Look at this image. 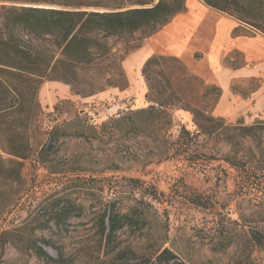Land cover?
<instances>
[{
  "label": "rangeland",
  "instance_id": "1",
  "mask_svg": "<svg viewBox=\"0 0 264 264\" xmlns=\"http://www.w3.org/2000/svg\"><path fill=\"white\" fill-rule=\"evenodd\" d=\"M147 1L0 0V8L80 6L93 11L117 6L139 8L138 4ZM189 1H185L184 12L187 4L192 5ZM188 15L186 19L192 21L196 13ZM145 39L143 34H136L126 44L108 40L113 59L87 74L98 82V91L75 95L62 82L43 81L35 100L26 105L34 108L37 103L39 113L33 109L23 125L16 123L18 128L5 135L3 128L10 120L0 124V264H55L38 259L34 244L60 264H157L156 256L165 249L183 264H264V189L250 184L247 174L225 163L233 150L224 137L205 142L199 138L203 145L200 153L207 156L193 165L182 158L161 161L160 142L143 134L123 132L103 137L100 132L94 139V132L88 129L98 132L118 115L149 105L142 75L148 59L141 65L131 61L123 64ZM202 47L205 50L207 45ZM204 55L196 52L190 59L203 62ZM230 58L240 60L231 54L226 65ZM176 59L198 80L189 85L184 104L195 111L206 106L215 117V94L210 92L215 85L195 74L184 60ZM202 66L198 69L206 75L208 70ZM147 75L152 84L164 85V79L169 78L173 87L185 88L182 82L176 84L180 71L173 63L154 65ZM129 77L144 81L146 91L141 101L131 90ZM258 86V80H250L236 83L234 88L243 94ZM127 89L131 92L124 97ZM172 118L171 141L177 139L181 128L196 134L190 112L174 110ZM77 132L86 138L76 137ZM8 138L29 143L27 160L3 152V142ZM242 144L244 148L251 146ZM253 163L257 171L249 175L263 181L264 155H256ZM110 203H115L121 213L134 206L145 214V220L118 231L105 246L99 236V219Z\"/></svg>",
  "mask_w": 264,
  "mask_h": 264
},
{
  "label": "trees",
  "instance_id": "2",
  "mask_svg": "<svg viewBox=\"0 0 264 264\" xmlns=\"http://www.w3.org/2000/svg\"><path fill=\"white\" fill-rule=\"evenodd\" d=\"M185 1L148 0L138 4L139 8L117 6L93 11L69 5L72 8H0V124L3 122L4 126L10 120V124L3 128V135L13 131L15 127L18 128L16 123L23 125L33 109L39 113L37 103L34 108L26 105L35 100V92L43 81L62 82L70 86L75 95L98 91V82L87 77V74L94 67L113 59V48L108 40H123L126 44L136 34H143L144 39L150 37L173 17L184 12ZM199 1L241 24L242 27L233 31L235 36H251L254 33L264 36V0ZM166 63L176 65L180 71L179 78L175 80L176 84L182 82L185 88L173 87L169 78L164 79V85L160 82L152 84L147 71L154 65ZM142 75L147 83L146 98L149 105L118 115L103 124L98 132L88 127L94 132V139L98 138L100 132L103 137L118 136L123 132L137 136L143 134L153 142H160L161 161L182 158L196 165L207 156L200 153L203 145L199 138L205 142L224 137L233 150L232 157H225V163L235 171L247 174L246 180L250 184L264 189V180L249 175L257 171L253 159L256 155H264V122H255L250 126L242 123L223 125V119L213 117L212 112L206 110V106L199 111L189 108L184 104L186 91L190 89L191 83L198 80L188 75L180 61L174 57H150L144 65ZM107 85L113 84L107 82ZM210 92L215 94L216 105L221 91L214 86L210 88ZM31 93L32 97L29 96ZM178 109L190 112L197 132L194 135L181 128L177 139L171 141L169 132L173 127L172 112ZM75 135L86 138L81 132ZM53 141L51 138L50 143ZM242 143H249L251 146L244 148ZM1 149L19 160L28 159L27 141L22 143L20 140L8 138ZM251 177L253 180H249ZM144 220L145 214L138 213L134 206L121 213L115 203H110L99 219V236L105 246H108L118 231L126 227L132 228ZM33 250L38 259L61 263L36 244ZM156 262L183 264L167 249L156 256Z\"/></svg>",
  "mask_w": 264,
  "mask_h": 264
},
{
  "label": "crops",
  "instance_id": "3",
  "mask_svg": "<svg viewBox=\"0 0 264 264\" xmlns=\"http://www.w3.org/2000/svg\"><path fill=\"white\" fill-rule=\"evenodd\" d=\"M190 2L192 5L187 4L184 13L176 15L171 24L145 39L141 48L123 64L131 61L141 65L155 55L182 59L195 74L220 89L213 110L215 117L230 123L241 121L246 125L264 122V36L254 33L252 37H233V31L242 27L241 24L206 7L199 0ZM191 12L196 13L192 21L186 19ZM205 44L207 47L203 50ZM196 52L205 53L203 62L190 59ZM231 54L240 56V60L230 58V64L226 65ZM202 64L208 70L206 75L198 69L203 67ZM250 80H258L259 86L243 94L234 88L236 83ZM129 82L131 90L141 101L146 91L144 81L140 77L134 81L129 77ZM131 90H125L122 95L127 97Z\"/></svg>",
  "mask_w": 264,
  "mask_h": 264
}]
</instances>
